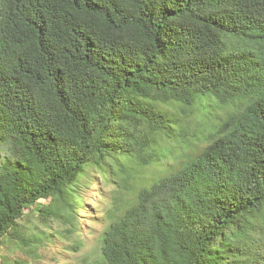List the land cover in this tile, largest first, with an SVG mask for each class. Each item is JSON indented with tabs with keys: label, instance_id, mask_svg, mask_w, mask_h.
<instances>
[{
	"label": "trees",
	"instance_id": "obj_1",
	"mask_svg": "<svg viewBox=\"0 0 264 264\" xmlns=\"http://www.w3.org/2000/svg\"><path fill=\"white\" fill-rule=\"evenodd\" d=\"M94 171L96 264H264V0H0V245Z\"/></svg>",
	"mask_w": 264,
	"mask_h": 264
},
{
	"label": "rangeland",
	"instance_id": "obj_2",
	"mask_svg": "<svg viewBox=\"0 0 264 264\" xmlns=\"http://www.w3.org/2000/svg\"><path fill=\"white\" fill-rule=\"evenodd\" d=\"M115 184L94 171L81 187L74 215L54 219L45 214L48 200L41 199L35 210L20 221L30 242L0 245L3 256L24 258L29 264H96L101 257V235L107 224V211L113 205ZM31 208L26 211L29 212Z\"/></svg>",
	"mask_w": 264,
	"mask_h": 264
}]
</instances>
